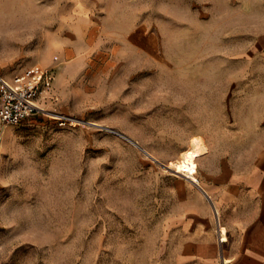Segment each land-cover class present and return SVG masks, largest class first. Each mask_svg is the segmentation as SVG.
Returning <instances> with one entry per match:
<instances>
[{
  "label": "rangeland",
  "instance_id": "rangeland-1",
  "mask_svg": "<svg viewBox=\"0 0 264 264\" xmlns=\"http://www.w3.org/2000/svg\"><path fill=\"white\" fill-rule=\"evenodd\" d=\"M33 66L42 112L0 122V264H174L206 202L171 164L199 139L201 185L264 151V0H0V78Z\"/></svg>",
  "mask_w": 264,
  "mask_h": 264
},
{
  "label": "crops",
  "instance_id": "crops-1",
  "mask_svg": "<svg viewBox=\"0 0 264 264\" xmlns=\"http://www.w3.org/2000/svg\"><path fill=\"white\" fill-rule=\"evenodd\" d=\"M47 80L46 74L37 99L39 106ZM196 174L184 175L197 186L199 198L206 203L198 212L180 218L178 223L185 229H196L201 233L197 238L203 241L185 246L175 256L174 264H220L222 260L227 264H241L247 256L264 259V151L246 172L220 163L201 185ZM226 244H238L236 254L223 248Z\"/></svg>",
  "mask_w": 264,
  "mask_h": 264
},
{
  "label": "built area",
  "instance_id": "built-area-1",
  "mask_svg": "<svg viewBox=\"0 0 264 264\" xmlns=\"http://www.w3.org/2000/svg\"><path fill=\"white\" fill-rule=\"evenodd\" d=\"M46 81V72L39 66L24 69L9 79L0 78V122L18 125L40 114L37 99ZM65 124L63 118H59ZM220 264H227L221 261Z\"/></svg>",
  "mask_w": 264,
  "mask_h": 264
},
{
  "label": "bare ground",
  "instance_id": "bare-ground-1",
  "mask_svg": "<svg viewBox=\"0 0 264 264\" xmlns=\"http://www.w3.org/2000/svg\"><path fill=\"white\" fill-rule=\"evenodd\" d=\"M205 149H206L205 146L202 144V142L199 139L193 138L191 140L190 149L182 153L180 156V160L176 161L174 164L171 165L174 167L176 172L190 175L192 171V163L195 156L199 155ZM193 181L196 182L197 180L194 178Z\"/></svg>",
  "mask_w": 264,
  "mask_h": 264
}]
</instances>
